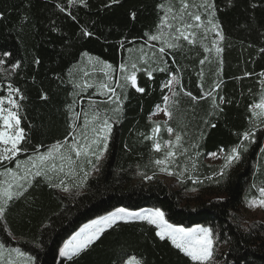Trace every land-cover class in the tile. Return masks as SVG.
Instances as JSON below:
<instances>
[{
  "label": "trees",
  "instance_id": "trees-1",
  "mask_svg": "<svg viewBox=\"0 0 264 264\" xmlns=\"http://www.w3.org/2000/svg\"><path fill=\"white\" fill-rule=\"evenodd\" d=\"M160 3L167 0H87L86 6L69 4V0H0V53L9 51L12 56L7 59L20 62V68L11 75L3 71L9 64L0 67V95H6V85L12 83L26 97L19 101V115L31 145H43L44 151L66 137L72 122L67 106L73 99L77 101L76 112L88 111L90 100H95L101 112L115 121L98 176H89L83 187H71L70 195L47 187L41 180L39 186L34 184L23 197L10 202L0 218V244L6 250L19 248L25 257L33 258L34 264H61L59 249L85 224L117 208L133 212L159 208L175 225L211 227L215 245L225 247L224 264H264V223L245 225L237 218L240 207L258 197L257 189L264 186V127L256 129L255 143L245 141L248 151L241 150L240 161L224 176L216 175L221 167L204 164L206 156L219 153L220 148L226 154L240 142L239 134L253 127L248 106L264 91V76L260 75L264 73V52L260 51L264 48V0H215L216 20L224 37L219 56L214 49L205 53L201 42L190 46L181 41L183 46L169 50L167 64L161 65L167 71H153L151 79L144 71L137 72V86L145 92L128 87L122 114L111 111L115 105L103 103L107 97L99 94L98 85L107 78L102 73L85 78L97 86L80 95L74 96L79 90L68 82L69 72L79 81L82 73L78 68L91 70L84 63V52L113 65V82L120 77L122 63L148 67L138 58L141 48L148 51L145 33L156 30L162 15L157 7ZM84 30L92 35L84 36ZM214 38L209 34L202 43L211 47ZM205 56L208 59L201 65ZM37 59L39 64L34 62ZM172 75L180 81L173 87L180 92L176 97L179 103L169 105L173 115L167 123H159L161 132L167 131L164 125L180 132L188 149L186 157L200 152L197 170L202 177H212L204 184L185 182L182 190L209 187L222 194V200L201 202L200 206L185 204L181 190H173L157 177L146 179L153 173V161L161 155L153 150L152 140L144 137L152 133L155 124L150 117L158 105L164 106L162 97L170 92L164 84ZM216 84V103L220 104V96L226 101L220 104L222 112L213 107L211 97L192 101L180 91L182 86L199 98ZM117 92L123 99L124 93L120 89ZM41 94L48 99H40ZM82 120L83 115L76 123ZM18 158L24 159L25 154ZM139 172L147 181L138 176ZM154 233V225L146 221L120 222L78 258V264H113L124 252L142 258L144 264H194Z\"/></svg>",
  "mask_w": 264,
  "mask_h": 264
},
{
  "label": "snow or ice",
  "instance_id": "snow-or-ice-1",
  "mask_svg": "<svg viewBox=\"0 0 264 264\" xmlns=\"http://www.w3.org/2000/svg\"><path fill=\"white\" fill-rule=\"evenodd\" d=\"M84 4L87 0H69V4ZM119 0H112V3H118ZM230 2V0H229ZM162 12L156 30L153 33H145L147 36L146 47L140 49L139 62L147 65L146 68L138 66L137 62H132L130 65L122 63L119 65V79L114 80L115 69L112 64L106 63L99 58L91 57L87 52L82 54V57L87 58L88 65H91V70H85L84 67L78 68L82 73L79 81L72 78L73 73L69 72V83L74 89L79 92L74 93V96L80 95L86 89L96 87L89 79L94 73L100 72L106 78V82L98 85L100 95L107 97L103 103L115 105L111 111L114 114H122L123 102L126 96L128 87L134 88L136 92L143 94L145 88L137 86V72L144 71L149 79L153 76V71L165 72L167 69L162 64H167L165 57L169 55V50H177L183 45L181 41L187 45L196 46L201 42V46L205 53H210L213 49L217 56L222 52L219 47L220 41L224 39L218 21L216 20L217 5L215 0H167V3L157 5ZM62 12L65 9H60ZM135 19V13L132 14ZM209 34L214 35L211 41V47L203 44L202 41L207 40ZM83 35L90 37L91 32L84 30ZM155 42V43H148ZM157 45H159L157 47ZM131 51V49L129 50ZM260 51L264 52V48ZM9 51L0 53V67L9 64L8 68L3 71L11 75L15 70L20 68V62H10L7 58L11 57ZM208 57L200 60L203 65ZM39 64L37 59L34 61ZM155 64L157 67L152 68ZM151 68V70H149ZM264 76V73L260 74ZM123 81V83H121ZM264 83V82H262ZM179 85L180 81L176 75H172L171 79L164 84V88H168L170 95L162 97L164 106H157L158 112H163L169 119L172 118V111L169 105H178L176 99L180 95L173 85ZM219 84L203 93L201 97L192 95L191 92L185 91L181 86L180 91L184 96H188L192 101L211 97L213 107L223 111L220 104L225 103L223 96L219 97L220 104L216 103L215 89ZM6 95H0V167L4 170L0 171V218H3L10 202L18 200L35 186H39L42 180L47 187L58 189L64 193H69L70 188L83 187L92 171L98 170V165L108 150V141L112 133L113 123L115 122L112 116L102 113L97 106V101L90 100L88 111L76 112L74 106L77 101L73 99L72 103L67 106L70 115L68 128L69 132L62 140L51 144L46 150L42 151L43 145H31V140L23 127H21V117L19 109L21 107L19 101L25 100L26 97L21 93L18 87L12 83L6 85ZM120 89L124 93L122 99L121 94L117 92ZM18 98V99H17ZM40 99L47 100L46 94H41ZM250 113L249 123L253 127L239 134L242 138L235 147H232L223 156V165L220 171L216 174L224 176L226 170L233 167L241 159V150L248 151V144L255 143L256 129L264 127V91L261 92L260 98L248 106ZM83 115L82 123L77 124ZM170 137L164 141L162 145L157 137L161 131V125L155 124L151 130L150 136H145L144 139L152 140V148L155 152H160L162 147L165 149L162 159H155L153 162L160 167L162 172H167L169 175L173 173L169 170V165L175 162L177 155H185L188 149L184 147L183 136L180 132L175 131L172 127L164 125ZM211 127H216L212 124ZM143 135V134H142ZM203 134H201V138ZM31 145L32 151L29 153L28 146ZM193 148L199 147L198 144H192ZM179 150V151H178ZM264 152V149H261ZM219 153H225L224 148L219 149ZM219 153L212 152L209 155L219 158ZM21 154H25L24 159H19ZM199 155V153H196ZM5 162L14 163L15 167H8ZM88 165V167H85ZM196 167L195 162L192 164ZM179 176V173L176 174ZM39 178V179H38ZM211 180L212 177H206ZM69 181L72 183L69 184ZM198 182L193 180V183ZM256 187V185H253ZM258 197H254L248 202L249 207H258L264 209V186L258 189ZM166 214L159 208L142 209L140 211H129L125 208H117L115 211L107 215L101 216L98 219L92 220L85 224L59 249V256L68 264H78V258L90 251L97 242L102 241L105 233L114 230L120 226V222L128 224L133 221H146L148 225H154L155 237H158L161 242H170L171 246L177 250V254H182L183 257L194 262V264H211L214 257V246L216 240L214 238L213 229L211 227L197 225L194 227H184L170 223L166 218ZM7 251V255L5 254ZM15 253L13 257L12 253ZM0 264H34L31 256L25 257V254L19 248L7 249L4 244H0ZM113 264H144L142 258L136 255L124 252L119 256ZM187 264V261L185 262Z\"/></svg>",
  "mask_w": 264,
  "mask_h": 264
},
{
  "label": "rangeland",
  "instance_id": "rangeland-1",
  "mask_svg": "<svg viewBox=\"0 0 264 264\" xmlns=\"http://www.w3.org/2000/svg\"><path fill=\"white\" fill-rule=\"evenodd\" d=\"M84 63H87V60H85ZM89 66L92 67L91 65H89ZM173 87H174V85H173ZM168 95H170V92ZM168 121H169V118L167 116H165L163 112H158L157 108L155 109L154 113L150 117V122L153 124L167 123ZM163 133L160 131V133L158 134V137H157L158 141L162 145L164 144V141H166L167 139H174V136L170 137L167 131H166V133H164V134ZM183 142H184V140H183ZM164 151H165V149L162 147L161 151L157 152L158 154L161 155V157L157 158V159L163 158ZM196 153H199V155H196ZM224 155H225L224 153H219V158L212 157V156L208 155V156H206L204 164L209 166V167H216V166L222 167V165L224 163V161H223ZM199 156H201L200 152H194L192 154V156H189V157H186V154L185 155H179L178 154L176 159H175V162L168 166L169 170L173 173L172 175H169L167 172H162L160 170V167H158L157 165H154V168L152 170L153 173L149 174L146 177V179L150 180L153 177L154 178L157 177L160 181H162L163 183L170 186L173 190H175V191L181 190L183 192L182 197L184 199L185 204L189 203V204H192L193 206H197V205L200 206V204L208 202L210 200H222L224 198V196H222V194H220L218 191H215V189H213V188H209V187H204L202 189L194 188V189L187 191V192L182 190V184H184L185 182L190 181L193 183V180H197L198 182H196L195 184H204V183H206L205 182L206 180H209V179H206L205 176L202 177L200 174V171L197 170L199 168V166H198V160L200 159ZM105 157H106V155H104V157L101 159L99 165L97 166L98 170L92 171L90 177H96L99 175L98 173L100 171V167H101V164L103 163V160H105ZM193 162H195V164H196L195 168H193V166H192ZM86 166H88V165H86ZM231 169H232V167L226 171H229ZM177 173H179V176L176 175ZM138 176L139 177L141 176L142 179H144L143 174L141 172L138 173ZM2 178L4 179V177H2ZM3 179H1V180H3ZM147 180H145V181H147ZM70 190H72V189L70 188ZM69 193L63 192L64 195H70ZM257 193H258V191H257ZM251 199H253V198H251ZM248 202H245V204H243L240 207V210L237 213L238 214L237 218H239V220L245 225H247L249 223L256 222V221L264 223V209H261L258 207H249ZM224 253H225V247L224 246H216L215 245L214 246V257H213L211 264H224L225 263ZM5 254L7 255V251ZM12 255L14 257L15 253L13 252Z\"/></svg>",
  "mask_w": 264,
  "mask_h": 264
}]
</instances>
